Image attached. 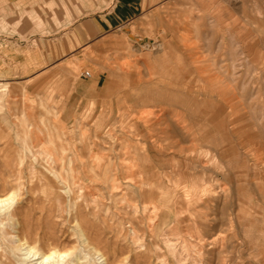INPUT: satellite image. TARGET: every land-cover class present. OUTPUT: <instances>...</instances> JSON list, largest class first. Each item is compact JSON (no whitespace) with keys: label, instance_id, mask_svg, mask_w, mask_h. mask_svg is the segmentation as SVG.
<instances>
[{"label":"rangeland","instance_id":"obj_1","mask_svg":"<svg viewBox=\"0 0 264 264\" xmlns=\"http://www.w3.org/2000/svg\"><path fill=\"white\" fill-rule=\"evenodd\" d=\"M90 2L0 0V264H264V0Z\"/></svg>","mask_w":264,"mask_h":264},{"label":"crops","instance_id":"obj_2","mask_svg":"<svg viewBox=\"0 0 264 264\" xmlns=\"http://www.w3.org/2000/svg\"><path fill=\"white\" fill-rule=\"evenodd\" d=\"M160 1L162 0H91L82 10L84 12L75 20L77 25L74 27L78 31L82 26H87L81 36L84 42V35L88 38L109 32Z\"/></svg>","mask_w":264,"mask_h":264},{"label":"bare ground","instance_id":"obj_3","mask_svg":"<svg viewBox=\"0 0 264 264\" xmlns=\"http://www.w3.org/2000/svg\"><path fill=\"white\" fill-rule=\"evenodd\" d=\"M14 195H15V192L13 191L11 194H9L6 197H3V198L0 197V206L5 207L6 209L7 208H10L12 206V204H13V201H14ZM8 214H12V210H10ZM17 240L19 242H21V240L19 238H17ZM21 245L24 247L25 255H28L29 257L35 256L36 258H34V259L40 258L41 259V262L48 261L49 259L53 258L55 256V254H56V251L50 252L49 254H46V253H38V252H36L34 250L33 247H31L30 245H28L26 241H22L21 242ZM57 256H59V257L62 258L63 255H59L58 254ZM103 261H104V259H103ZM39 264H41V263H39Z\"/></svg>","mask_w":264,"mask_h":264},{"label":"built area","instance_id":"obj_4","mask_svg":"<svg viewBox=\"0 0 264 264\" xmlns=\"http://www.w3.org/2000/svg\"><path fill=\"white\" fill-rule=\"evenodd\" d=\"M85 76H87V77H90L91 76V74H90V72L89 71H85Z\"/></svg>","mask_w":264,"mask_h":264}]
</instances>
